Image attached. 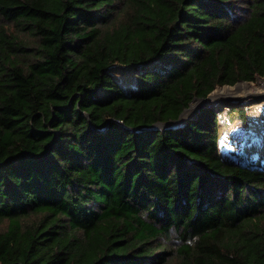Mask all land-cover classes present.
<instances>
[{
	"label": "trees",
	"instance_id": "trees-1",
	"mask_svg": "<svg viewBox=\"0 0 264 264\" xmlns=\"http://www.w3.org/2000/svg\"><path fill=\"white\" fill-rule=\"evenodd\" d=\"M259 76L264 0H0L1 264H264V151L135 130Z\"/></svg>",
	"mask_w": 264,
	"mask_h": 264
},
{
	"label": "rangeland",
	"instance_id": "rangeland-1",
	"mask_svg": "<svg viewBox=\"0 0 264 264\" xmlns=\"http://www.w3.org/2000/svg\"><path fill=\"white\" fill-rule=\"evenodd\" d=\"M113 70L116 71L115 76L124 88L133 86V80L135 75L134 67L116 64L114 65ZM261 78H264V76ZM258 80L259 78H256L254 80L255 84L253 85H256ZM218 87L219 86H217V88L214 91H216ZM224 98H230V97H224ZM232 98L233 99H230V103L234 104V106H227L223 108L218 106L217 104L218 116H219V132H220L219 134L220 153L222 154L224 152V149L227 148V144L230 143V145L228 146V148L230 149L226 153L229 155V157H227L225 154H224L225 156L222 154L225 158H227L231 162H236L244 166L262 167L263 161H260L261 160L260 157L263 155L264 150L260 154H258L257 147H251L244 143V140L246 138V137L244 138V135L245 136L248 135L249 132L248 127L251 126L252 118H254L253 114L255 113L254 111L256 109L252 107V104L260 103L258 101L259 99L262 100V98H264V93L259 95H252L251 97H249L248 95L239 94V95H233ZM240 105H244L246 108L245 118L241 117L239 110L236 111L231 110V108ZM196 114L197 111L195 112V115ZM256 121L258 122L259 126L261 125L263 126L264 114H262L260 119ZM160 127L162 126L160 125ZM237 143H239V145Z\"/></svg>",
	"mask_w": 264,
	"mask_h": 264
},
{
	"label": "bare ground",
	"instance_id": "bare-ground-1",
	"mask_svg": "<svg viewBox=\"0 0 264 264\" xmlns=\"http://www.w3.org/2000/svg\"><path fill=\"white\" fill-rule=\"evenodd\" d=\"M263 93H264V78H261V77H259V80L256 85H253V83L251 82H248V83L241 82L234 86H228V85L219 86L218 89L213 92V94L211 95V98L208 101L205 99H198V98L196 100L194 99V101L191 102V105L184 112L182 120L180 122H183L187 120L188 118H190L191 116H194L195 112L196 111L198 112V110L203 105H205L208 102L214 103L215 100L219 97L224 96V97H230L231 99H233L232 98L233 95L243 94V95L252 96V95H259ZM253 104H252V107L255 108L256 110L254 111L255 113L253 114L254 118H252L251 126L248 127L249 129L248 135L246 136L244 135V138L246 137L244 140V143L251 147H257L258 149L257 153L260 154L264 150V125L259 126L256 120H259L262 114H264V101L260 103H253ZM237 144L239 145V143ZM229 145L230 143L227 144V148H225L224 152L222 153L223 155L225 154L227 157H229V155L226 154L227 151L230 149L228 148Z\"/></svg>",
	"mask_w": 264,
	"mask_h": 264
},
{
	"label": "water",
	"instance_id": "water-1",
	"mask_svg": "<svg viewBox=\"0 0 264 264\" xmlns=\"http://www.w3.org/2000/svg\"><path fill=\"white\" fill-rule=\"evenodd\" d=\"M259 77H261V76H259ZM259 77H257V78H259ZM240 82H249V81H246V80H241V81H239V82H237L236 84H234V85H237V84H239ZM219 86H224V85H219ZM228 86H233V85H228ZM214 91V90H213ZM213 91L207 96V97H195L194 99H205V100H209L210 98H211V95L213 94ZM249 97H251V96H249ZM193 99V100H194ZM230 99L231 98H224V97H220V98H218V99H216L215 100V102L214 103H212V102H208V103H206L205 105H203V106H211V105H217L218 104V106H220V107H227V106H234V104H231L230 103ZM264 100V98H262V100H260L259 99V101L258 102H262ZM217 106V107H218ZM188 108V107H187ZM187 108L181 113V115H180V117L178 118V119H175V120H170V121H167V122H158V123H156V124H154V125H152V126H150V127H141V128H137V129H135V130H144V129H159V128H166V127H170V126H177V125H182V124H184L187 120H185V121H183V122H180L181 120H182V117H183V114H184V112L187 110ZM200 112V109L198 110V112H197V114ZM113 119H110V120H108V123L110 122V121H112ZM160 125L162 126V127H160ZM230 161V160H229ZM231 162V161H230ZM235 164H238V163H236V162H234Z\"/></svg>",
	"mask_w": 264,
	"mask_h": 264
},
{
	"label": "built area",
	"instance_id": "built-area-1",
	"mask_svg": "<svg viewBox=\"0 0 264 264\" xmlns=\"http://www.w3.org/2000/svg\"><path fill=\"white\" fill-rule=\"evenodd\" d=\"M0 264H1V262H0Z\"/></svg>",
	"mask_w": 264,
	"mask_h": 264
}]
</instances>
